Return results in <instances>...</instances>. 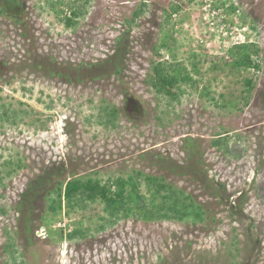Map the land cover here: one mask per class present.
<instances>
[{
  "label": "rangeland",
  "instance_id": "obj_1",
  "mask_svg": "<svg viewBox=\"0 0 264 264\" xmlns=\"http://www.w3.org/2000/svg\"><path fill=\"white\" fill-rule=\"evenodd\" d=\"M244 43L260 48L259 71L230 65ZM120 45L117 73L104 62ZM154 61L192 77L178 99L147 82ZM263 94L264 0H0V264H264ZM223 136L228 152L213 145ZM136 170L192 195L206 220L115 221L91 201L49 210L73 174ZM47 174L23 216V193Z\"/></svg>",
  "mask_w": 264,
  "mask_h": 264
},
{
  "label": "trees",
  "instance_id": "obj_2",
  "mask_svg": "<svg viewBox=\"0 0 264 264\" xmlns=\"http://www.w3.org/2000/svg\"><path fill=\"white\" fill-rule=\"evenodd\" d=\"M86 1L88 2V0ZM144 7L146 5L141 6L134 13L130 22L135 24L137 19L145 14ZM1 10L4 9L2 8ZM177 11L178 6L172 8L171 13H177ZM80 14L82 13L79 12L78 8L71 10V16L65 20L66 25H76ZM123 38L124 36L120 38V41ZM122 46L120 45L111 57L104 62L105 65H113L117 73L121 72L120 67L123 64V56L126 54ZM229 53L232 58L230 65L235 70H260V48L255 43L236 45L229 50ZM151 64V71L147 82L158 94H163L171 99H178L181 90L180 85L193 81L185 68L167 67L164 62L155 63L154 61ZM51 73L59 76L64 75L58 72L56 68ZM246 84L248 85L247 99H249L254 89V82L251 79H246ZM4 114L7 115L5 112ZM118 114L119 110L116 107L105 109V115L109 117L112 124L118 117ZM213 145L227 152L229 151L227 136L215 139ZM192 167L190 165L182 166L180 169H186V173L183 172L181 174L186 176L199 174L195 172L199 168L195 167L194 169ZM71 176L66 182L58 181L56 189L50 190L46 195L50 202L49 210L53 215L65 208L73 210L75 207L91 201L102 203L104 205V212L115 221L119 218L128 219L133 216L144 222L177 220L202 223L206 220L207 211L203 204L197 202L192 195L187 194L184 190L167 183L163 177L147 175L137 170L126 177L118 176L115 179L110 178L106 181H103L98 173L79 176L73 174ZM51 177L52 174H47L41 179L34 180L27 187L17 207L23 216L29 217V214L33 211L32 205L35 202L34 200L40 194V191L47 187ZM142 177L148 187L153 189L149 196L141 192L140 179ZM105 228L104 225H101L100 230H104ZM76 233L74 231L69 237L72 238Z\"/></svg>",
  "mask_w": 264,
  "mask_h": 264
},
{
  "label": "built area",
  "instance_id": "obj_3",
  "mask_svg": "<svg viewBox=\"0 0 264 264\" xmlns=\"http://www.w3.org/2000/svg\"><path fill=\"white\" fill-rule=\"evenodd\" d=\"M42 233H43L44 235H46V231H45V230H43Z\"/></svg>",
  "mask_w": 264,
  "mask_h": 264
},
{
  "label": "flooded vegetation",
  "instance_id": "obj_4",
  "mask_svg": "<svg viewBox=\"0 0 264 264\" xmlns=\"http://www.w3.org/2000/svg\"><path fill=\"white\" fill-rule=\"evenodd\" d=\"M14 1V0H13Z\"/></svg>",
  "mask_w": 264,
  "mask_h": 264
}]
</instances>
